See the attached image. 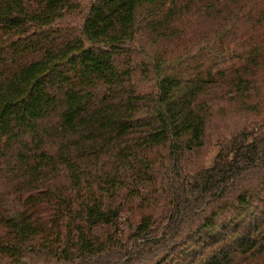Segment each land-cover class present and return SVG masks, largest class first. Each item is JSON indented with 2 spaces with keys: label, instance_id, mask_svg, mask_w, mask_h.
<instances>
[{
  "label": "trees",
  "instance_id": "trees-1",
  "mask_svg": "<svg viewBox=\"0 0 264 264\" xmlns=\"http://www.w3.org/2000/svg\"><path fill=\"white\" fill-rule=\"evenodd\" d=\"M77 8L0 0V264H264V133L215 116L264 98V0H90L59 25ZM186 21L220 52L185 75L144 51L142 92L136 39ZM135 200L159 210L123 216Z\"/></svg>",
  "mask_w": 264,
  "mask_h": 264
},
{
  "label": "rangeland",
  "instance_id": "rangeland-1",
  "mask_svg": "<svg viewBox=\"0 0 264 264\" xmlns=\"http://www.w3.org/2000/svg\"><path fill=\"white\" fill-rule=\"evenodd\" d=\"M181 2V0H179ZM78 3L77 10L68 16H66L59 25L70 28L69 30H76L80 22V11H86L90 0H76ZM80 10V11H79ZM179 25V23H178ZM182 31L185 30V34H181L180 38H175L174 41L166 45H151L148 40V36L145 33H141L135 41L134 50L131 53V66L134 68V78L136 83L140 87L142 92L146 93L154 90L153 75L143 74L141 66H144L146 56L144 51L150 54H159L164 56L169 61L179 62V68L185 75L192 74L197 70H202L210 65V61L213 57V51L220 52V49L215 45H211L206 41L205 35L201 34V31L190 30L189 21H186L184 25H181ZM231 48L233 46L230 44ZM225 48V47H224ZM227 56V51L221 55V59ZM219 63V62H218ZM149 68V67H147ZM255 109L245 112L237 111L236 104H225L224 111L215 110V114L218 118V123L223 125L227 124V128H223L224 133L231 132L233 125L244 126L245 129L251 131L253 134L264 133V98L256 101ZM218 152V145L216 143V135L210 132L205 144L191 153L185 162L186 169H198V167L210 166ZM159 209L150 210L144 208L143 205L138 204V200L129 203V209L122 213L123 216H127L130 219L137 220L140 216L146 212L156 213Z\"/></svg>",
  "mask_w": 264,
  "mask_h": 264
}]
</instances>
